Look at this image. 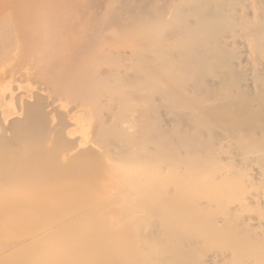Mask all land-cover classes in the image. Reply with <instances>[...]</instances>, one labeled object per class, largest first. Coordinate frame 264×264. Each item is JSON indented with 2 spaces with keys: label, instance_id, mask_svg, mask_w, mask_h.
<instances>
[{
  "label": "bare ground",
  "instance_id": "1",
  "mask_svg": "<svg viewBox=\"0 0 264 264\" xmlns=\"http://www.w3.org/2000/svg\"><path fill=\"white\" fill-rule=\"evenodd\" d=\"M263 198L264 0H0V264H264Z\"/></svg>",
  "mask_w": 264,
  "mask_h": 264
},
{
  "label": "rangeland",
  "instance_id": "2",
  "mask_svg": "<svg viewBox=\"0 0 264 264\" xmlns=\"http://www.w3.org/2000/svg\"><path fill=\"white\" fill-rule=\"evenodd\" d=\"M118 52H119L120 55H124L125 53H126V54H131L130 49H127V48H123V49L119 48ZM256 166H257V165H255V164L253 165V170H254V171H255V170H257V171L259 170V166H258V168H257ZM255 167H256V168H255ZM250 169H252V167H251ZM253 170H250V173H251V174H255V173H257V172H254ZM259 172H260V170H259ZM203 190H205V192H207V191L209 190V188H207V190H206V189H203ZM210 191H212V190L210 189ZM210 191H208V192H210ZM203 192H204V191H203ZM248 195H249V194H248ZM243 197H244V199H245V197H247V194H245V196H243ZM250 197H251V196L249 195V196L247 197V199L250 198ZM242 199H243V198H242ZM244 199H243L244 202H243V203L241 202L240 204H239L238 201H235V203H234V201H233V203L231 202L232 204L229 203V204H230V207H227L228 210L231 209V207L234 208L235 205H236V207H238V208L236 209V207H235L236 210H234V211H238V209H239L242 205H244V203H245L244 206H246V202H245L246 199H245V200H244ZM263 199H264V198H263ZM207 200H208V199H207ZM204 201H205V202H208V201H206V200H204ZM229 204H228V205H229ZM233 204H234V205H233ZM241 204H242V205H241ZM231 205H233V206H231ZM240 205H241V206H240ZM225 208H226V207H225ZM233 208H232V209H233ZM241 208H243V206H242ZM244 208H245V207H244ZM232 209H231V210H232ZM246 209H247V206H246ZM246 209H244V210H245L244 213H243V210L241 209L242 214H241V216H240V213H239V216H240V217H238V218H241V217L244 215V216H243L244 219L242 218L241 220H245V219H246L245 221L247 222L248 225L246 224V222L243 221V223H244L245 226H246V225L249 226L248 221H250V224H251V225H252V224H255L254 222H257V221H258V220L256 221V219H255L257 216H256L255 214H253V213L251 212V210L248 211V210H246ZM210 210H211V209H210ZM212 210H214V209H212ZM225 210H226V214L229 215V216L227 215V216H228V219H230V220L232 221V217H231V218H229V217H230V216H233V218H234V219L236 218V220H237V221L235 222V224H236L237 222H239V221L241 222L240 219H239V221H238L237 217L234 216L233 212H232V214H230L231 211H228L227 209H225ZM207 211H208V210H207ZM246 211H247V212H246ZM213 213H215V210H214ZM237 213H238V212H236L235 214L238 215ZM245 213H246V214L249 213V214H251V215L253 214L252 216L249 215V217L251 216V217H250V220H249L248 215H246ZM211 215H212V214H211ZM254 215H255V216H254ZM209 216H210V215H209ZM209 216H207L209 221L213 219L212 221H210V223L212 222L211 224H212V226L214 227V229H212L213 227L211 226V224H210V225H209V224H205V227L208 225V226L211 227L212 231L214 230V231H213V232H214V237H213V232L211 231V229L209 228V229H210V230H209V229L206 227V228L210 231V232H208V236H207V238H209V239H210V238H214V241H215V242H218V244H219V245H215L216 248H213V243H214V242L212 241V239H211V240L207 239V240H209V241H208V242H209V246L212 245V247H210V249H211V248L215 249L213 252L218 251V252H222V253L225 252V253H226V247H227V246L225 247V246H223V244H224V245H227V243H225V241H226L228 238H227L226 240H225L224 238H225V237H228V236L230 235V236H229L230 240H229V239H228V240L232 242V237H231V236H233V233H232V235H231V233H225V231H226L225 229L228 228V231L230 230V232H232V230L229 229V228H231V224L233 225L234 223H233V222L230 223V222H228V221H227L228 223H225V221H226L225 219H226V218H224V219H223V218H220L221 220H222V219L224 220L223 222H221V220L219 221V218H218V217L215 218V216H214V217H212V216L209 217ZM253 216H254V219H255L254 221L252 220V219H253V218H252ZM245 217H246V218H245ZM209 218H210V219H209ZM211 218H212V219H211ZM205 219H207V218H206V215H205ZM234 219H233V220H234ZM208 220H206V222H208ZM214 220H215V221H214ZM230 220H229V221H230ZM247 220H248V221H247ZM251 220L253 221V223L251 222ZM260 221H261V220H260ZM213 222H214V223H213ZM220 222L223 223V225L225 224V225H224V226H225L224 228L222 227V224H221ZM258 222H259V221H258ZM208 223H209V222H208ZM216 223H217L218 226H219V223H220L221 229H219L220 226H219V227L216 226V225L214 226V224H216ZM227 224L229 225L228 227H227ZM256 224H257V223H256ZM222 228H223V229H222ZM221 230H222V231H221ZM224 230H225V231H224ZM205 231H206V229H205ZM220 231H221L222 233H223V231H224V233H225V234L223 233V234L225 235V236H223V239H224V240L221 239V238H222V233H221ZM206 232H207V231H206ZM211 232H212V233H211ZM226 232H227V231H226ZM228 234H229V235H228ZM206 235H207V234H206ZM209 235L212 236V237H209ZM226 235H227V236H226ZM216 239H217V240H216ZM205 240H206V238L204 239L203 243L207 242V240H206V241H205ZM218 240H219L221 243L224 241L223 244H221ZM200 241L202 242V239H201ZM208 242H207V243H208ZM227 242H228V241H227ZM203 243H202V244H203ZM228 243H229V242H228ZM205 244H206V243H205ZM220 244L222 245V247L220 246ZM204 246H205V247L201 246V248H202L203 251L206 250L207 248H209L208 244H207V246H206V245H204ZM217 246H219L218 249L221 247L223 250H221V249L217 250ZM229 246H233V245H232V244H229ZM229 246H228V248H227V252H228L227 255H229L230 251H231L230 255L232 254L233 251H235V249H234L233 251H232V250H228L229 248H231V247H229ZM223 247L225 248V250H224ZM203 248H204V249H203ZM232 248H233V247H232ZM148 249H149V251H151V246H149ZM247 249H248V248H247ZM208 250H209V249H208ZM208 250H207V251H208ZM244 250L246 251V254H247L248 251H247L246 249H244ZM152 251H154V250H153V247H152ZM210 251H211V250H210ZM210 251H208V252H209V253H213V252H210ZM236 251H237V250H236ZM236 251H235V252H236ZM235 252H234V254H235ZM225 253H224V254H225ZM244 253H245V252H244ZM198 254H199V255H204V254L206 255L207 253H206V251H204L203 254H202V252H200V253H198ZM246 254H245V255H246ZM208 255H210V254H208ZM235 257H236V256H235ZM154 260H155V257H154ZM234 262H235V261H234Z\"/></svg>",
  "mask_w": 264,
  "mask_h": 264
}]
</instances>
